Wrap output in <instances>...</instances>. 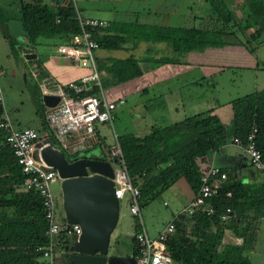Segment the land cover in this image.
Instances as JSON below:
<instances>
[{
	"label": "trees",
	"instance_id": "1",
	"mask_svg": "<svg viewBox=\"0 0 264 264\" xmlns=\"http://www.w3.org/2000/svg\"><path fill=\"white\" fill-rule=\"evenodd\" d=\"M204 2L210 19L204 21L201 28L179 30L175 37L164 35L160 38L173 40L174 49H177L178 43L186 49H194L205 44L212 45L214 36L237 32L239 43L253 52L262 41L258 36L264 30V1L241 0L236 6H232L229 0ZM242 7H246L248 15L243 23H238L235 10ZM17 10V18L28 35L24 39L26 51L35 50L37 46L53 49L79 32L76 20L79 9L71 0L53 5L44 0H19ZM3 27L4 37L13 48L15 40L9 38L5 25ZM88 30L98 49L125 48V37L120 31L109 28V25ZM95 64L97 72L102 69L109 77L99 79V87L92 88L90 93L96 96L107 85L122 83L140 74L132 56L111 59L108 65ZM32 100L40 128L45 129L44 107L36 85L33 86ZM230 106L231 138L243 140L250 126L255 125V146L264 158V88L232 99ZM208 112L163 126H151L148 133L142 136L127 133L116 135L127 176L138 189V205L154 199L178 179H182L194 195L197 193L200 175L209 165V154L217 151L225 142L222 124ZM4 135V130L0 128V264H38L40 251L36 248L48 243L44 237L46 226L40 199L33 191L18 188L24 175L5 144ZM95 145L100 148V155L96 158L107 160L106 147L101 146L99 139ZM63 155L67 161L79 157L77 154ZM219 171L225 174V179L216 195L205 200L213 213L205 214L198 208L190 214L180 212L170 220L174 230L165 242V252L172 264H250L248 252L254 242L255 224L264 215V184L248 186L236 178L231 170L220 168ZM225 209L229 210V214L223 222L219 215ZM248 212H251L250 217ZM133 228L137 229V222ZM225 229L239 237L241 243L221 244ZM57 239L60 246L65 238L58 236ZM135 252L134 243L130 255L134 256Z\"/></svg>",
	"mask_w": 264,
	"mask_h": 264
},
{
	"label": "crops",
	"instance_id": "2",
	"mask_svg": "<svg viewBox=\"0 0 264 264\" xmlns=\"http://www.w3.org/2000/svg\"><path fill=\"white\" fill-rule=\"evenodd\" d=\"M44 1L49 5H53V3H63L66 0ZM200 1L205 3L204 0ZM74 2L79 9V15L86 18L105 20L109 28L120 31L126 39L124 49H97L94 52L95 63L108 65L111 59H125L128 56H132L136 61L140 71L138 76L122 83L107 85L101 90L102 96L107 100L118 98L125 100L131 93H135L134 95L141 94L142 102L139 103L141 111H139L138 116L140 118L143 117L144 111H148L151 108L154 119H152L150 125L144 126L142 131L139 132L140 134L134 133V136H142L148 133L151 126L167 125L183 118L209 111L210 115H215L218 118L225 131V142L217 151L209 154V164L219 169L231 170L234 172L235 177L245 185L264 184L263 178L249 166L242 151L230 142L233 132L230 101L236 97L257 92L264 88V39L254 48L253 52H249L232 35L214 36L212 45L205 44L201 48L186 49L184 45L178 43L177 49H174V41L165 37H175L180 33L179 30L201 28L203 22L210 19L208 12L205 16L194 14L193 19H196L198 21L197 24H199L197 26L181 23L172 25L169 22V17L165 21L167 14L160 12L157 8H144L146 6L144 0H74ZM240 2L241 0H229L232 6L238 5ZM139 7L144 10L142 12L138 11ZM149 14H151L150 17L157 18L159 22L139 25L133 18L140 16L142 20L145 17H149ZM130 16L132 17L128 18ZM17 17L12 19L18 20ZM161 18L163 20H160ZM187 18L189 17H183V14H178L174 20L178 21L180 19L179 21H181V19ZM142 28H146L147 31H143ZM150 32L152 34H148ZM164 35H166L164 38H160ZM28 52L30 51L22 53ZM52 52L55 53L54 50ZM51 59H56L60 66L58 68L55 67L54 65L56 64H52L51 60V66L53 67L51 68L53 70L51 72L52 76L45 71L46 74H38L37 77L47 80H49L48 77H51L53 79L52 82L65 84L68 81H77L89 72L88 68L79 67L75 63L61 58L56 53ZM0 69L3 70V74L0 76L5 75V70L1 67ZM229 69L247 74L238 83L242 85L240 94H232V96L222 99L217 98L214 103L208 102L206 96L204 95L203 97L202 94L203 90L206 91V89L202 88L203 85L217 84L216 78ZM98 74L99 79L109 78L102 69L98 70ZM201 88L203 89L202 92L200 91ZM192 89L195 90L193 91ZM192 100L202 101V103L199 102L202 106L199 105L186 112L183 108V102L191 103ZM147 102H150V104L146 105ZM114 134L117 135L116 133ZM93 155L99 156L100 152H95ZM166 190L171 191L173 200L168 213L163 215V217L165 216L163 225L177 216L194 195L182 179H178ZM162 205L167 206L164 201H162ZM141 210L139 207L138 215L142 228L148 237L154 238L163 225L155 228L144 227L141 220ZM124 214L118 211L117 222ZM248 215L250 217L251 212H248ZM131 219L134 222L133 224L137 222L135 217H131ZM117 222L111 233V235L114 234L116 237L121 235L120 225ZM255 226L254 242L248 252V259L250 264H264V215L258 218ZM134 231L132 226L129 247L120 252L118 250L119 254L130 255L131 248L134 245ZM68 239L65 238L60 246L58 244L59 239L55 240L52 253L53 264H60L61 261L65 260L62 245ZM240 243L241 239L239 237L233 236L227 229L223 230L221 244L239 245Z\"/></svg>",
	"mask_w": 264,
	"mask_h": 264
},
{
	"label": "built area",
	"instance_id": "3",
	"mask_svg": "<svg viewBox=\"0 0 264 264\" xmlns=\"http://www.w3.org/2000/svg\"><path fill=\"white\" fill-rule=\"evenodd\" d=\"M76 20L79 32L70 36L65 43L55 46L53 50L61 58L79 67L88 68L89 72L77 81H68L65 84L44 78L35 80L40 97L43 95L57 97L53 106H43L45 129L14 128L3 111L0 91V128L5 132V144L11 150L20 172L24 175L18 188L23 191L31 190L39 196L46 226L44 237L47 238L48 243L42 248H36L40 251L38 264H53L52 253L57 237H76L80 230L77 225L67 224L57 217V198L51 192L50 186L55 181L60 182V179L54 169L46 166L39 159L37 145L46 140L51 147L66 155L84 152L98 142L96 126L101 128L111 126L113 110L123 103L121 98L105 99L101 91L98 96L90 93L93 87H99V74L94 59V52L98 46L88 28H103L107 22L103 19L82 17L78 13ZM2 74L3 70L0 69V75ZM33 78L35 79L36 76L33 75ZM255 133V125H251L243 140L232 137L230 142L242 151L249 166L264 180V158L255 146ZM112 136L113 143L107 146L104 152L112 169V178L109 180L114 186L117 203L124 200L128 214L137 221V229L133 234L136 247L134 263L172 264V260L165 252V242L174 230L173 224L171 221L165 223L154 238L145 234L138 215V189L132 185L127 176L116 135L113 133ZM224 179L225 174L220 172L218 167L207 165L200 175L197 193L181 212L190 214L199 208L205 214H212L213 209L205 200L216 195ZM227 214L229 210L225 209L219 215L220 221L226 220Z\"/></svg>",
	"mask_w": 264,
	"mask_h": 264
},
{
	"label": "rangeland",
	"instance_id": "4",
	"mask_svg": "<svg viewBox=\"0 0 264 264\" xmlns=\"http://www.w3.org/2000/svg\"><path fill=\"white\" fill-rule=\"evenodd\" d=\"M146 6L144 8L154 9L157 8L160 12L167 14L168 20L172 25L177 23L181 24H189L190 26H197L199 24L196 19H193L194 14H198L199 16L207 15V6L205 3H201L200 0H144ZM264 1V0H263ZM19 0H0V67L5 70V75L0 76V91L2 97V108L6 113L8 119L11 122V125L14 128H31L40 130L41 125L38 119V116L35 114V104L32 100V92L33 86L36 85L35 80L38 79V74H47L52 76L51 65L55 67H59L60 64L56 59H51L55 53H53V49L49 48V46H37L35 50H32L28 53L34 54V57L24 59V54L22 53L25 50L26 42L24 39L20 37L15 38L13 48L10 47L8 41L4 37V27L6 22L9 19L16 18L18 16L17 8H18ZM135 8V7H134ZM133 9V7H132ZM205 9V11H203ZM138 11H143L141 7L137 9ZM140 13V12H139ZM178 14H183V17H189L187 19H181V21H176L174 18ZM247 10L246 7L237 8L235 10V16L238 23H243L247 19ZM145 17V19H140V16H135L134 20L137 21L139 25L144 24H154L159 22L157 18ZM132 16L128 17L131 18ZM160 20H163L162 18ZM143 31H147L146 28H142ZM252 28H250L251 30ZM252 31V30H251ZM246 34V32H245ZM233 38L240 39V36L237 32L233 35ZM258 39H264V30L260 32ZM50 57V58H49ZM52 60V64H51ZM46 71V72H45ZM37 78H33V75ZM247 74L239 73L236 70L229 69L224 71L223 74L216 78L217 84L215 85H203V89L201 88V92L206 96L208 102H215V99H222L224 97L232 96V94H237L241 92L242 85L238 84L244 76ZM260 75V74H259ZM259 77V76H258ZM49 80L53 81L51 77H48ZM133 80V79H132ZM193 91L195 89H192ZM198 91V89H197ZM135 94V93H134ZM130 94V96L126 97L123 100V103L117 106L113 110V119L111 126H106L105 128H101L96 126L97 128V137L99 141H101V146L107 147L113 143V132L116 134H140L144 126L150 125L152 123L153 111L151 108L148 111H144L143 117H139V111L141 108L139 103L141 101V94ZM144 100V99H143ZM200 102V101H199ZM197 100H192L191 103H186L184 101L183 108L186 112H189L191 109L201 105L202 101L199 103ZM148 103V104H147ZM146 105H149L150 102H147ZM158 124V123H157ZM100 146V147H101ZM95 152H100V148L98 145L92 146L87 151L76 153L77 156H88L93 155ZM64 153V152H63ZM51 192L57 198V215L59 218H62L63 213L61 209L60 203V190H59V182L55 181L50 186ZM173 197L171 195V191L164 190L154 199L148 200L145 204L139 205L141 210V220L144 227H159L162 226L165 220L164 214L168 213L170 209L171 201ZM162 201L167 204V206L162 205ZM118 211L119 213H125L122 215L118 222L121 229V235L116 237L114 234L111 235L108 246V253L111 254H119V252L128 249V245L131 241V231L133 226V220L127 212L126 206L124 205V200L118 202ZM168 218V215H167ZM135 221V220H134ZM165 225V224H164ZM163 225V226H164ZM162 226V227H163ZM117 230V229H116ZM125 234V235H122ZM133 234V232H132ZM121 255V254H119ZM57 257V256H56ZM66 264L65 260L61 261L60 264Z\"/></svg>",
	"mask_w": 264,
	"mask_h": 264
},
{
	"label": "water",
	"instance_id": "5",
	"mask_svg": "<svg viewBox=\"0 0 264 264\" xmlns=\"http://www.w3.org/2000/svg\"><path fill=\"white\" fill-rule=\"evenodd\" d=\"M5 27L11 39L28 37L20 20L9 19ZM24 57L32 58L34 54L25 53ZM40 101L43 106H53L57 97L43 95ZM37 146L39 159L54 169L60 179L62 219L80 230L76 237L65 240L62 245L66 264H135L132 255L108 253L110 235L118 218L108 161L94 155L67 161L63 153L46 140Z\"/></svg>",
	"mask_w": 264,
	"mask_h": 264
}]
</instances>
